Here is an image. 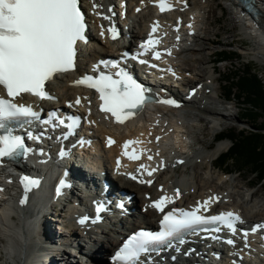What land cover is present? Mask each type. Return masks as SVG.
I'll return each instance as SVG.
<instances>
[{"label":"bare ground","instance_id":"bare-ground-1","mask_svg":"<svg viewBox=\"0 0 264 264\" xmlns=\"http://www.w3.org/2000/svg\"><path fill=\"white\" fill-rule=\"evenodd\" d=\"M84 1L87 2V12L91 9L93 2L102 5V0ZM126 1L125 15L127 18V26L130 29V37L131 39L140 38L141 35L146 32V24L153 18V11L149 6L151 0ZM139 1H142L143 5H140V3H138ZM183 1L186 3V6L183 8H177L169 14L165 13L161 15L160 21L169 24V21H174L176 17H180L183 19V26L190 23V28L195 31V35L191 38L187 37L186 34H181V36L184 37L181 45H189V48L183 51L180 50L178 55L180 59L178 57L177 60H174L173 64L177 70H180L182 73H187L188 75V78L184 79L183 83H181V85L184 86V89L182 90L181 88L179 90L180 92L182 91L180 97L184 98L186 92H188L190 88H194L196 89L195 95L197 99L182 103L179 110H185V112L181 114L182 117L180 118H178L176 110L165 109V107L162 106L154 108L153 111H144L142 119L127 123L124 127L117 124L113 125L108 124L107 122H101L103 116L97 117L99 121L98 123V121L92 116L89 118V121L93 122V125L97 127L94 132L95 142L101 145L100 147L104 157L103 163L106 166H111L112 157L117 153L118 147L122 146L125 141L131 139L134 135L139 136L144 139V142L146 143L145 147L140 150L143 153L144 164L150 169L157 168L161 162H163V165L167 166L168 171L165 172L164 175L157 174V170L155 171L153 186L148 189L145 186L135 185L132 182L125 181V184L127 185L126 194L131 199L130 205L132 208L137 206L138 203L139 207L147 203V200L144 199L145 194L150 197H156L159 194L162 195L163 192L156 191L157 185L161 184L166 192H169L174 188L181 190V200L177 202L178 207H194L197 202H200L203 198L206 199L214 196L218 199L212 201L214 204L213 213L222 210H232L240 215L246 226H251L253 223L264 224L263 213L261 214L259 211L258 213L256 212L255 216L252 215V211L258 206L257 204H254L253 201L255 192L247 193L244 196L245 199L242 204L238 205L239 202H235V196L239 195V193H235V190H237L236 187L232 188V186L231 190L223 189V191H221V188L217 183L215 184V182L211 181L209 177H205L201 172V170L203 171L205 161L209 162L207 150H212L211 143L205 142L201 136H204L205 130L210 129L214 131L215 122L233 121L234 116L230 113H223L221 105L216 101H213L214 97L219 98L223 93L222 88L218 84V79L220 77H213V74L216 73V68L213 66L210 70L212 75H209L204 68L196 67L195 65V63L208 65L214 61L212 58L213 53H207L209 48L207 45L195 44L196 39L200 37L198 33L201 32L206 34V36L201 39L206 40L210 45L216 43L215 40L208 37L210 35L209 27L212 22L209 21V15H207L208 13L206 10L209 9L210 1L205 0L203 3L202 0ZM222 1L226 3V6L228 5L230 10L229 21L239 28V32L244 39H249L253 44V47L245 50L246 52H244V54L249 53V55L257 60L264 62V0L256 1V7L254 8L257 13V22L252 23L253 26L246 25L243 20L239 21L237 13L238 11H241V9L235 8V4H228L227 0ZM107 3L108 4L105 6L102 5V7L97 8V12L103 13L105 10L111 8L112 11H108V14L115 13L116 6H119L121 0H107ZM115 3H117L116 6L114 5ZM137 9H139V11H137ZM205 12L207 13L206 15ZM171 25H174V23ZM100 31H102V29ZM91 44L96 45L98 51L92 49L80 51L81 58H84L85 63L93 59L98 60L103 48L110 45L105 39H99L96 33L91 39ZM194 45L195 47H193ZM188 52H194V56L197 58L192 57L193 59L190 58L184 62L185 54ZM82 65L85 64L78 62L74 71L58 74L48 83V89L54 97H57L59 106H62V108L64 107V102L72 101L75 95H79L80 97L84 95L85 98L83 99V103L90 101L87 92L72 85L75 76L81 74L80 68L83 67ZM178 87L179 84L176 88ZM202 98L206 100L207 105H202ZM234 105L236 106L237 104ZM120 128L123 130L120 131ZM106 136L115 139L116 143L114 146L110 148L106 147ZM157 137L160 139L154 141V138ZM98 140H100V142ZM187 143H190L191 146L187 147ZM216 146L217 148H215L219 150L224 146V143L218 142ZM148 156H152V159L149 160ZM179 159H183V163L180 166L184 170L182 174L176 177L174 174L177 170L175 163ZM172 160L174 162H172ZM210 163H212L213 166L214 161H211ZM86 167L89 168L87 164ZM187 168L192 171L189 175L187 173ZM119 172H121V170ZM72 176L75 177L78 175L77 173H74ZM83 186L93 191L95 182H91L88 179V182L83 184ZM111 188L113 189L114 186L111 185ZM131 193H133L134 196L131 195ZM22 198L24 197H18L15 200H20ZM39 200V197L32 198L31 203L29 204L32 209L19 202L13 207L12 201L7 202L6 204L3 203L2 206H0V237L2 238L0 241L6 256L10 259L16 257V259H19V264H55V261L56 264H107L111 250L116 244L114 239L119 233L133 231L135 228L140 227L145 220L147 221L148 219L155 217L154 213L151 210H148L144 215L139 214V217L135 218L134 223L132 220L128 221V219H126L120 224L121 226H119V229L111 227L110 230H102L99 234L88 237V240L92 241V245H90L86 252H84L82 247L76 243L77 240L73 231H76L77 229H66L61 232L67 234V239L61 237L62 235L60 234L58 235V238L55 237L53 231L55 223H53V217L51 216L52 213H55L54 210H50L51 214H49L44 208H40L38 212H33L38 209ZM258 207L262 206L260 205ZM5 213H7L6 218L4 215ZM61 213H63V211H61ZM136 213H139V211ZM59 215H56L57 217L54 219L56 222L61 219ZM38 224H41L42 228H38ZM57 224L61 225L59 223ZM38 230H40L39 233H37ZM31 232H34L35 235L38 234L39 238L34 240V238L31 237ZM84 232L87 233V230H84ZM99 236L100 239L98 238ZM31 239L34 243L31 242ZM55 239H59L60 243L66 242V244H57L58 241ZM51 240L54 242L51 243ZM30 242L31 244L33 243V248H31ZM80 248L82 258L86 256V260L89 261L88 263L85 261L84 263L77 261L73 262V259L76 258L71 255V250H77ZM58 249L59 251H57ZM98 250L101 251L103 255H106L107 259L105 261H102V256H99L100 254ZM33 254H36V257H34L30 263H27V260ZM55 255L57 257H55ZM233 255L234 256L232 257H227L223 261V264H231L232 261L234 264H240L237 254L233 253ZM188 257L192 258V255L188 254ZM15 264L17 263L15 262ZM257 264L260 263L257 262Z\"/></svg>","mask_w":264,"mask_h":264},{"label":"snow or ice","instance_id":"snow-or-ice-1","mask_svg":"<svg viewBox=\"0 0 264 264\" xmlns=\"http://www.w3.org/2000/svg\"><path fill=\"white\" fill-rule=\"evenodd\" d=\"M156 6L161 12L172 8L166 0H159ZM92 7L95 10L102 5L93 2ZM108 11L111 12L112 9L109 8ZM96 14L101 15V13ZM103 18L109 19L108 16H103ZM101 27V35H103V26ZM158 28L159 22H154L147 41L141 44L145 52L153 53V59L161 58V53L155 47L159 40L153 38ZM176 30L178 31V28ZM84 31L85 20L80 0H0V86L7 97L0 96V132H2L0 134V159L29 154L30 149L25 146L24 139L20 135L13 134L8 122L19 121L21 118L39 119V116L31 106L16 103V97L28 93L41 99L51 98L45 91V83L53 78L54 74L67 72L74 67L76 45L78 41L85 39ZM108 31L112 39L117 38L113 27H110ZM101 63L108 66L107 62L102 61ZM115 76L118 78L114 79L111 74L104 73L96 77L86 75L74 83L76 85L86 84L88 88L94 89L99 94L100 111L110 113L116 122L124 123L125 119L132 115V111L142 107L149 97L146 95L147 90L128 73L117 71ZM158 102L175 105V102L169 99ZM75 104H80L79 98ZM52 115L58 125L65 126L69 130L80 123L79 117H68L69 122L65 124L64 118ZM28 135L30 138H35L31 133ZM156 139L158 141L160 138ZM107 143L111 146L114 141L108 138ZM139 143L141 141H125L122 145L125 151L122 154L129 160H139L142 153L138 154L135 149L132 152L127 151L130 145ZM148 159L151 160L152 156H148ZM119 164L118 159V167ZM141 170L151 176L157 169L149 170L145 165L140 164L137 172ZM129 175L132 179L138 178L136 175ZM139 182L145 183L146 181L139 179ZM147 183L151 184L152 181L148 180ZM21 184L27 192L31 186H37L38 182L22 177ZM179 195V190H176V196L179 197ZM217 199L213 196L203 202L198 201L191 210L173 208L172 211L165 213L166 205L172 203L173 200L171 197L161 196L151 205L157 211L164 213L159 221V230L155 232L142 230L134 234L115 253L113 259L122 264H139L142 255L159 253L165 248H171L173 241L183 244L185 233L195 234L199 231H209L207 226H216L211 229L213 232H220L226 228L236 235V225L242 223L239 215L231 211L217 215L202 214L208 212L209 204ZM25 202V198L20 201L21 204ZM79 222L84 223V220L81 219ZM262 229H264V224H256L249 230H241L245 247H248L249 231L255 234ZM226 243L233 245L235 242L228 239ZM145 264H148V261H145Z\"/></svg>","mask_w":264,"mask_h":264},{"label":"rangeland","instance_id":"rangeland-1","mask_svg":"<svg viewBox=\"0 0 264 264\" xmlns=\"http://www.w3.org/2000/svg\"><path fill=\"white\" fill-rule=\"evenodd\" d=\"M204 1L205 0H202V3ZM208 1H210V5H209V9L206 10V12L208 14L205 12V15L206 14L209 15L208 19L210 22H212L211 26L209 27L210 35L208 37L215 40L216 43L210 45L209 43H207L206 40L201 39V38L206 36L205 33L201 32V33H198L200 37L196 39L195 44L196 45H199V44L207 45V47H209L207 50V53L218 52L219 50H223V49L232 51L234 53H238V55L236 57L237 60H239L238 63H243V64L248 63V65H250V67L258 73L259 77L262 79L261 82L264 84V62L257 60L256 58L249 55V53L244 54V52H246L245 50L251 49L253 47V44L249 41V39H244L239 32V28L234 26V24H232L229 21L230 20V14H229L230 10L228 8V5L226 6L225 5L226 3L223 2L222 0H208ZM141 2L142 1H139V3H141ZM170 22L172 23L173 21H170ZM193 47H195V45ZM194 54H195L194 52L193 53L192 52L186 53L185 59L183 61L185 62L192 57L197 58L194 56ZM213 54H212V58H213ZM179 59H180V57H179ZM237 60L234 58L231 63H229V62L223 63L222 62V63L212 64V65H210V64L203 65V64L195 63V65H196V67L204 68V70L209 75H212L210 70L214 66L216 68V73L213 74V77H221L222 74L223 75L227 74L228 72L232 71V68H235V66L238 65ZM195 78H197V77H195ZM220 84H222V83L220 82ZM220 84H219V86H220ZM234 100L235 99H232V97H231L230 101H228L227 103H224V104L220 103L221 108L226 110L223 112H226L227 114L230 113L234 117H233V121L229 120L227 122H221L222 126H219V128L221 130L233 129L235 132L239 131L240 129L241 130L242 129L250 130L251 129L250 126L245 121L241 120V118L239 117V113L242 111L241 110L242 105H240L236 100L235 101ZM234 104H237V105L235 106ZM252 125H255V124L252 123ZM214 127H215L214 131H212L210 129L205 130L204 136L203 135L201 136V138H203V140L205 142L211 143L212 150H210V151L207 150L209 159L213 158L214 155L217 153V151L225 150V148L228 145L227 141H222V142L219 141L220 143H224V146L219 150L216 149L217 148L216 145L218 142L215 144L212 142V137L214 136V133L217 130V127L216 126H214ZM172 162H174V161L172 160ZM194 166H195V164H194ZM233 169H234L233 167L218 168V169L212 168V163L205 161V165L203 166V171L201 170V172L205 175V177H207V178L209 177L211 179V181L215 182V184L217 183L218 186H220L221 191H223V189H230L231 190L232 186H233L232 188L236 187L237 190H235V193H239V195L235 196V202H239L238 205L242 204L243 200L245 199L244 196L247 193L255 192V194L253 196L254 204H257L258 206L261 205L262 207L256 206V208H254V211H252V215L255 216L256 212L258 213L260 211L261 214L263 213L262 215L264 218V180L262 182H260L261 184L255 185L256 182H254V181L256 179H252L250 177L248 178V176H249L248 171L241 170L240 172H235ZM183 170L184 169L181 166H177V170L174 172L175 176L178 177L180 174H182ZM187 171H188L187 172L188 175L192 173V171L189 170V168H187ZM220 172L221 173L224 172L225 175H220L221 174ZM227 172H229V173H227ZM247 172H248V174H247ZM234 181H236V182H234ZM251 183H253V185ZM238 189H239V191H238ZM138 205H139V203L137 204V206H135L133 208L134 214L138 210H140V208H141V206L139 207ZM59 213L62 215L61 212H59ZM56 215H57V211L55 213H53L51 216L54 219V217ZM49 219H51V218H49ZM73 232L75 233V237H76L77 242H79L81 245L84 244L81 241V239H79V237L76 235L77 231L74 230ZM65 235L67 237V234H65ZM83 246L86 247V245H83ZM80 247H82V246H80ZM85 247H82V250H84V252H86ZM71 251L74 255L79 256L80 258L82 257L81 256L82 255L81 254V248L77 249V250L73 249ZM98 252L100 254L99 256H102V259H103L102 261L106 260V255H103L101 253V251H99V250H98ZM55 257H57V256L55 255ZM83 259H86V256H84ZM14 260L17 264H19V259H16V257H14V258L12 257L10 259L8 256H6V254L4 252V248H3L2 243L0 241V264H15ZM76 261L80 262V263H84L79 259H73V262H76ZM86 263H88V261H86Z\"/></svg>","mask_w":264,"mask_h":264},{"label":"trees","instance_id":"trees-1","mask_svg":"<svg viewBox=\"0 0 264 264\" xmlns=\"http://www.w3.org/2000/svg\"><path fill=\"white\" fill-rule=\"evenodd\" d=\"M237 55L229 50H219L215 53V62L231 63L234 58L237 60ZM221 77L223 97L230 101L233 96L242 105L239 117L251 129L220 132L215 142L227 141L228 146L227 150L218 154L213 166L217 169L233 167L235 172L246 170L249 172L248 178L256 179L255 185H259L264 180V84L248 63H238L232 71Z\"/></svg>","mask_w":264,"mask_h":264}]
</instances>
